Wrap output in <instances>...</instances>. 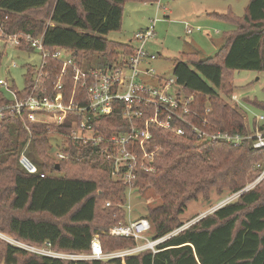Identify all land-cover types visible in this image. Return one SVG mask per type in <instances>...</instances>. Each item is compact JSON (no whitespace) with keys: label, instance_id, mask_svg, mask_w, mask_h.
Masks as SVG:
<instances>
[{"label":"trees","instance_id":"obj_1","mask_svg":"<svg viewBox=\"0 0 264 264\" xmlns=\"http://www.w3.org/2000/svg\"><path fill=\"white\" fill-rule=\"evenodd\" d=\"M128 1L0 0V26L10 34L24 32L43 36L48 50H68L80 66L95 57L102 59L100 69L107 71L122 57L134 54L131 44L105 38L110 32L121 30L124 5ZM132 1L157 3L159 0ZM50 5L52 25L44 26L27 17ZM221 18L236 29L227 34L218 56L201 59L198 54H187L190 63L177 60L174 75L184 92L194 95L191 109L210 121L213 125L210 131L245 136L248 132L243 116L224 103L219 93L226 90L225 95L232 96L227 77L235 72H264V0H251L243 18H233L231 12ZM21 50L30 52L31 48L23 45ZM2 58L0 55V71ZM61 68L60 64L49 61L46 72L50 91ZM32 74L33 70L28 69L26 86ZM64 86L68 103L74 90L73 73L69 70ZM13 88L19 97L29 93ZM75 96L76 103L87 105L85 90L78 88ZM2 98L6 96L0 87V105L10 102ZM257 107L264 110V104ZM73 116L69 115L66 124L58 129L60 134L69 132ZM103 127L107 134L116 132L111 129L127 130L120 109L103 121ZM31 128L33 152L27 154L39 164L30 159L45 178L27 173L19 164L30 136L22 120L8 119L0 123V233L29 246L43 247L49 243L54 251L72 254H89L96 235L100 236L106 252L133 247L135 241L131 238L102 234L127 222L129 196L128 186L113 180L111 163L101 150L72 144L69 158L57 163L51 156L53 145L47 128L43 125ZM149 146L150 151L159 148L153 162L154 171L138 170L134 190L139 193L152 190L160 200L159 205L148 207L147 216H143L152 224L153 239L184 225L179 216L185 212L188 202L199 196L208 201L212 193H238L248 181L254 182L260 176L261 170L254 167L264 164L261 161L264 149L255 150L250 142L235 148L224 142L198 144L170 133H153ZM263 183L264 180L236 201L160 244L156 254L148 251L109 261H68L0 241V264H264V187L260 188ZM24 211L69 219L60 224L16 214Z\"/></svg>","mask_w":264,"mask_h":264},{"label":"built area","instance_id":"obj_2","mask_svg":"<svg viewBox=\"0 0 264 264\" xmlns=\"http://www.w3.org/2000/svg\"><path fill=\"white\" fill-rule=\"evenodd\" d=\"M157 21L156 19L145 32L140 31L134 36L138 42V46L132 45L134 54L122 57L107 71L95 67V59L80 66L68 50L62 48L48 50L44 45L43 36L34 37L24 32L10 34L1 25V56L8 49L23 52L21 47L26 45L31 48V51L37 50L41 54L42 63L39 68L32 69L33 74L29 86H26L25 77V87L22 90L17 88L19 92L26 90L29 92L24 97H19L17 91L14 90L15 84L0 79V87L7 100L10 101L8 104L0 105V123L8 119H21L23 127L30 134V139L32 125L45 126L52 139L51 156L57 163L69 158L72 144L82 147H98L101 154L111 163L113 180L123 182L128 186L129 201L130 195L134 192L137 171H154L153 162L159 148L149 150V142L153 139V133H170L179 138L195 140L198 144L224 142L235 148L242 147L245 142H250L253 149L263 150L264 134H261L258 129L256 135L247 134L245 136L210 131L209 129L213 126L210 121L207 118L202 119L191 109L194 95H187L178 85L176 78L173 80L159 79L156 86H149L144 82L145 77L151 79L155 77L151 63L158 56L148 53L146 46L149 40L155 37ZM188 32L190 33L191 30ZM50 60L62 67L58 71L57 80L51 91L50 86L47 85L48 74L46 72ZM13 67L18 66L14 63ZM68 70L73 73L74 90L71 99L66 103L63 90ZM78 88L85 90L87 105L82 106L74 101ZM118 109L127 124V130L111 129L116 132L107 134L103 131L105 129L103 121L111 117ZM206 113H210L209 108ZM72 114L74 118L69 122V132L66 135L60 134L58 129L66 124L68 116ZM262 122H264V117L257 120L258 125ZM19 164L27 173L45 178V174L40 172V169L25 153L20 154ZM254 168L261 170L255 182L230 196L227 202L217 206L214 211L236 201L264 180V164H257ZM204 218L205 216L200 217L158 239L149 238L152 224L148 219L142 217L134 221L127 220L125 223L112 227L109 235L116 238H131L135 241V245L112 252L104 251L99 235L94 236L89 254L57 252L49 243L43 247H34L16 241L18 244L16 247L42 256L68 261H109L148 251L156 254L159 252L160 244L179 235Z\"/></svg>","mask_w":264,"mask_h":264},{"label":"rangeland","instance_id":"obj_3","mask_svg":"<svg viewBox=\"0 0 264 264\" xmlns=\"http://www.w3.org/2000/svg\"><path fill=\"white\" fill-rule=\"evenodd\" d=\"M54 1L52 0V3ZM250 1L159 0L157 3H145L129 0L124 5L121 30L110 32L105 38L110 42L138 46L134 36L140 31L145 32L157 19L155 37L149 40L146 46L148 53L158 56L151 63V68L155 71V77L153 79L150 77L144 78L147 85L156 86L159 79L173 80L175 78L174 71L177 60L190 63L187 54H198L201 59L216 58L225 45L227 34L236 29L235 25L221 17L227 16L231 12L233 18H243ZM51 10L50 5L29 14L27 17L44 26L52 25L50 22ZM189 30H191L190 33ZM2 59L0 79L15 84L20 90L25 87V76L28 69H37L42 63V56L37 50L23 53L15 49H8ZM94 59V66L100 68L104 61L97 57ZM14 63L18 66L17 68L13 67ZM227 78L233 94L228 97L225 95L226 90L221 91L219 93L221 99L224 103H229L231 109H235L243 116L247 134L256 135L258 130L261 134H264V130H261V127H264V122L259 125L256 122L259 118L264 117V110L257 107L264 104V72L238 71ZM30 140L28 138L21 152V154L25 153L28 157L29 153L27 154V152H33ZM30 159L36 165H39L31 157ZM261 161H264V157L261 158ZM251 183L253 181H248L246 187ZM263 187L264 183L260 188ZM232 195L229 191H225L222 195L212 193L208 201L199 196L197 200L187 203L185 212L179 218L186 225L198 220L200 217L212 215L216 212L214 209L223 202H227V199ZM159 204L160 200L152 190H146L143 193L134 190L130 195L127 220L134 221L147 216L148 207L152 208ZM16 214L60 224L67 222L69 219V217H66L59 220L47 214H30L26 211L17 212ZM109 230L102 234L110 236ZM149 238L152 239L150 235ZM0 241L18 246L12 237L10 238V236L2 233H0Z\"/></svg>","mask_w":264,"mask_h":264},{"label":"water","instance_id":"obj_4","mask_svg":"<svg viewBox=\"0 0 264 264\" xmlns=\"http://www.w3.org/2000/svg\"><path fill=\"white\" fill-rule=\"evenodd\" d=\"M60 167H59V165H57V169H59Z\"/></svg>","mask_w":264,"mask_h":264},{"label":"crops","instance_id":"obj_5","mask_svg":"<svg viewBox=\"0 0 264 264\" xmlns=\"http://www.w3.org/2000/svg\"><path fill=\"white\" fill-rule=\"evenodd\" d=\"M19 51V50H18Z\"/></svg>","mask_w":264,"mask_h":264}]
</instances>
